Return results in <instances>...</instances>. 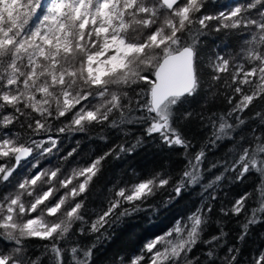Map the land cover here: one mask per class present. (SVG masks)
Instances as JSON below:
<instances>
[{"label": "snow or ice", "instance_id": "snow-or-ice-1", "mask_svg": "<svg viewBox=\"0 0 264 264\" xmlns=\"http://www.w3.org/2000/svg\"><path fill=\"white\" fill-rule=\"evenodd\" d=\"M216 2L0 0V264H264V0Z\"/></svg>", "mask_w": 264, "mask_h": 264}, {"label": "trees", "instance_id": "trees-1", "mask_svg": "<svg viewBox=\"0 0 264 264\" xmlns=\"http://www.w3.org/2000/svg\"><path fill=\"white\" fill-rule=\"evenodd\" d=\"M235 2L236 0H217L215 6L217 8H227L231 7ZM154 162L155 157L149 150L137 154L131 161V164L137 170L146 171L153 166ZM243 189L244 186L236 187L233 194H235V192L238 193L240 191H243ZM183 206L184 204L182 202L179 207L183 208ZM174 215L175 210H173L172 212L164 211L160 219L158 221H153L152 224H148L142 219L128 221L126 224L121 226L119 230V236L114 247H120L122 245H128L129 247H139V245L145 240L151 238L155 234H158L166 226H168ZM253 240L256 243L259 242L256 237H253ZM249 247H252V245L250 244ZM102 256L103 253H101V257Z\"/></svg>", "mask_w": 264, "mask_h": 264}]
</instances>
